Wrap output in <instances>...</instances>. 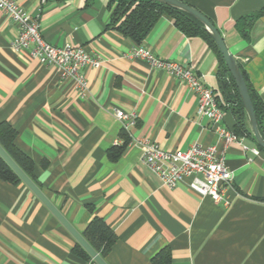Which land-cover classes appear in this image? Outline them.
Returning <instances> with one entry per match:
<instances>
[{"label": "crops", "instance_id": "crops-1", "mask_svg": "<svg viewBox=\"0 0 264 264\" xmlns=\"http://www.w3.org/2000/svg\"><path fill=\"white\" fill-rule=\"evenodd\" d=\"M17 1L38 17L47 41L81 45L102 60L98 68L81 69L87 81L82 94L57 67L12 47L18 26L0 9V121L16 129L15 143L34 162L41 189L83 236L96 215L114 230L107 263L153 264L152 257L167 247L172 264H264V151L253 134H241L248 149L236 142L226 148L235 175L226 189L228 204L185 183L164 186L141 158L145 139L168 151L194 142L223 149L211 120L198 115L196 93L130 56L141 46L192 66L215 89L222 125L233 129V103L222 83H230V74L220 77L209 44L186 35L164 14L137 45L112 26L110 0ZM187 1L213 21L264 102V14L248 38L237 26L241 17L264 9V0ZM116 109L136 112L137 122L129 129L130 143L113 160L109 151L123 140ZM246 127L252 132L248 115ZM77 243L29 187L0 179V264H97L76 251Z\"/></svg>", "mask_w": 264, "mask_h": 264}, {"label": "built area", "instance_id": "built-area-1", "mask_svg": "<svg viewBox=\"0 0 264 264\" xmlns=\"http://www.w3.org/2000/svg\"><path fill=\"white\" fill-rule=\"evenodd\" d=\"M0 9L18 26L12 47L17 51H27L43 65H54L60 71L61 77L72 79L83 94L87 81L81 69L85 66L98 68L102 60L81 45L71 42L58 45L47 41L38 17L29 14L17 0H0ZM130 56L144 59L152 67L167 71L194 91L198 97V115L211 120L214 131L224 144L222 150L216 145L204 146L200 142H194L184 150L168 151L155 141L145 139L141 141L143 162L168 188L185 183L189 189L201 196H209L215 202L228 204L226 189L233 184L235 175L227 164L226 148L235 142L242 144L244 149H248V146L242 143L241 136L233 129L222 125L225 114L215 89L207 85L192 66L160 58L148 48L136 46ZM115 116L122 122L123 130L128 133L130 127L137 122V113L134 111L116 109ZM253 151L256 154L260 152L258 148H253Z\"/></svg>", "mask_w": 264, "mask_h": 264}, {"label": "trees", "instance_id": "trees-1", "mask_svg": "<svg viewBox=\"0 0 264 264\" xmlns=\"http://www.w3.org/2000/svg\"><path fill=\"white\" fill-rule=\"evenodd\" d=\"M182 1L191 5L187 0ZM110 3H115V7L113 9L111 17L112 26L122 35L131 38L137 45H140L145 40L149 32L153 29V27L164 14H169L173 18L175 25L182 32H184L188 36H199L209 44V46L218 57L220 77L224 76V73L230 74L228 66L214 38L204 27V25L190 13L158 0H110ZM262 14H264V9L256 13L241 17L238 20L237 26L245 38L249 37L250 30L255 20ZM211 22L213 23V21ZM241 70L247 81L250 95L253 100L259 129L264 137V102L249 84L246 72L242 68ZM230 78L231 81L229 84L226 83L225 80H223L222 83L224 84V93L226 94V98L229 102L233 103L231 104V108L236 117V124L233 128V131L240 136L241 134H253L246 127V110L236 82L231 74ZM252 136L254 138V135ZM16 137V129L8 122L0 121L1 145L21 166V168L39 186H41L35 175L34 162L29 156H27L22 150L18 148L15 143ZM121 137L123 138L122 143H119V145L112 147L109 151V155L113 160H116L122 155L123 151L131 141L128 137V132L124 130H122ZM259 148L260 150L264 151L261 146H259ZM43 165L46 166L47 162H43ZM0 179L14 184L23 183L20 177L11 169V167L6 163L1 155ZM84 237L104 258L109 253L113 244L117 240V235L114 230L110 227L105 219L97 215L93 217V219L85 228ZM76 251L83 257L93 260L89 253L79 243L76 244ZM152 263L172 264L171 250L167 247L161 250L159 253L152 257Z\"/></svg>", "mask_w": 264, "mask_h": 264}, {"label": "water", "instance_id": "water-1", "mask_svg": "<svg viewBox=\"0 0 264 264\" xmlns=\"http://www.w3.org/2000/svg\"><path fill=\"white\" fill-rule=\"evenodd\" d=\"M173 7L182 9L194 17H196L204 27L210 32L215 42L217 43L223 58L228 66L230 74L233 76L240 96L242 98L252 132L258 145L264 149V137L259 129L253 100L250 95L247 81L243 75L240 64L235 55L229 50L225 43L224 37L219 29L211 22V20L199 11L194 6L185 3L182 0H158ZM0 155L11 167V169L20 177L22 182L31 189V191L46 205V207L58 218V220L66 227V229L73 235L77 242L89 253L97 264H108L104 257H102L96 249L87 241V239L80 233L62 211L51 201L41 187L21 168V166L13 159L7 150L0 143Z\"/></svg>", "mask_w": 264, "mask_h": 264}]
</instances>
